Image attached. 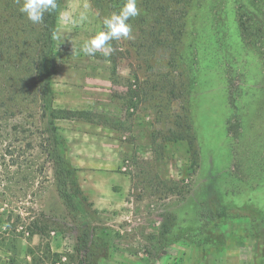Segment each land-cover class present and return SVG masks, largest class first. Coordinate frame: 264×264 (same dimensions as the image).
I'll return each instance as SVG.
<instances>
[{"label": "rangeland", "instance_id": "1", "mask_svg": "<svg viewBox=\"0 0 264 264\" xmlns=\"http://www.w3.org/2000/svg\"><path fill=\"white\" fill-rule=\"evenodd\" d=\"M122 3L64 0L57 11L53 106L88 112L87 124L56 121L77 169L75 213L57 194L38 111L21 98L0 104V241L37 222L42 255L51 231L59 237L61 253L43 264H81L86 223L95 264H246V250L218 253L255 249L264 228L246 217L210 230L201 213L210 177L223 204L264 213V0H137L131 39L112 41L107 57L77 55ZM12 82L0 75L3 92ZM260 260L254 251L251 264Z\"/></svg>", "mask_w": 264, "mask_h": 264}, {"label": "trees", "instance_id": "2", "mask_svg": "<svg viewBox=\"0 0 264 264\" xmlns=\"http://www.w3.org/2000/svg\"><path fill=\"white\" fill-rule=\"evenodd\" d=\"M63 2L64 0H58L57 10L46 14L43 23L32 24L18 11L16 0H0V17H2L1 23L4 24V26H0V75L6 74L9 80H13L11 84H7L8 88L5 92H3L4 87L0 86V104L5 107L3 102L6 100L15 105L21 98L35 111H38V116L45 126L40 134L46 135L43 144H41L42 152L45 153L47 161L51 164L59 197L68 211L75 213L77 210L75 198L81 195L75 176L77 169L70 163L67 145L59 133L56 121L88 120V112L61 110L53 106L52 79L56 66L53 38L57 11ZM115 73L116 68L114 67L112 76H115ZM3 109H5L4 114L6 115L8 110L7 108ZM183 139H185L183 136L176 138V140ZM28 147H30L29 144ZM188 151L194 159L197 158L193 141H188ZM204 206L201 213L202 227L207 229H219L228 221L246 217L251 223L257 222L255 227L264 228V213L260 210L223 204L212 177L207 185ZM26 230L37 232L43 236L45 233L43 228L37 226V222L31 223ZM164 230L167 232L169 228ZM185 234L183 237L188 236L186 232ZM90 236H92L91 229L86 223H83L82 229L77 235L79 243L77 251L82 255L81 264H95L94 260L97 259L98 254L90 249V245L95 241L94 239H98H92ZM257 238L255 235L251 236V240L257 241ZM194 243L203 247L200 239L194 240ZM263 243L258 238V244H255L254 249L255 255L257 252L258 257L261 258L260 263L264 262ZM47 253L49 252L46 251L42 255L43 258L42 260L40 258L38 263L43 264V261H47V257H50ZM53 262L56 264L55 261Z\"/></svg>", "mask_w": 264, "mask_h": 264}, {"label": "clouds", "instance_id": "3", "mask_svg": "<svg viewBox=\"0 0 264 264\" xmlns=\"http://www.w3.org/2000/svg\"><path fill=\"white\" fill-rule=\"evenodd\" d=\"M16 3L18 11L32 24L43 23L46 14H51L58 8V0H16ZM139 14L137 0H123L118 11L103 17L101 30L87 39L76 54L95 56L99 53L105 57L109 56L113 51L112 41L132 38L133 27L129 20ZM88 21V14L81 12L75 22L83 25Z\"/></svg>", "mask_w": 264, "mask_h": 264}, {"label": "crops", "instance_id": "4", "mask_svg": "<svg viewBox=\"0 0 264 264\" xmlns=\"http://www.w3.org/2000/svg\"><path fill=\"white\" fill-rule=\"evenodd\" d=\"M60 121H71V120H60ZM83 123L88 122V120H82ZM72 122H76L73 120ZM79 122V121H77ZM109 128V127H108ZM108 135H112V133L117 132L114 128H110L108 130ZM78 133L70 132L68 135H66V138H69L67 141H70L72 138V135H78ZM94 133L92 134H97V130H93ZM82 135H86L85 133H82ZM70 142H67L69 146ZM70 147V146H69ZM71 153V150L69 151ZM58 194V193H57ZM92 202L94 203V206H98L100 203L102 205L106 206L109 204V202H100L98 199H91ZM110 203L109 205H111ZM101 205V206H102ZM53 239L48 243V247L46 250L48 252H51L52 254L59 255L60 250L58 249L57 246H59L58 243V236L55 235L56 233L54 231H51ZM4 238L3 241H0V264H41L38 263L40 257H42L41 250H42V245L44 241V236L41 234H38L37 232H30L28 230H24L23 232H20L17 236H14V241H8V237L10 238V233H2L1 234ZM239 250H246V254H248V258L246 264H251L254 261V248L252 242L250 244H247L244 247H234V248H229V249H224L218 255H225L227 252L237 254ZM238 255V254H237ZM220 257V256H219ZM43 258V257H42ZM41 258V259H42Z\"/></svg>", "mask_w": 264, "mask_h": 264}, {"label": "built area", "instance_id": "5", "mask_svg": "<svg viewBox=\"0 0 264 264\" xmlns=\"http://www.w3.org/2000/svg\"><path fill=\"white\" fill-rule=\"evenodd\" d=\"M56 264H58V263H56Z\"/></svg>", "mask_w": 264, "mask_h": 264}]
</instances>
